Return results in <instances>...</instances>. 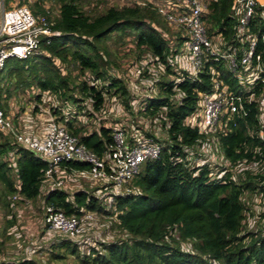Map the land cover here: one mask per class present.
<instances>
[{
  "label": "trees",
  "instance_id": "obj_1",
  "mask_svg": "<svg viewBox=\"0 0 264 264\" xmlns=\"http://www.w3.org/2000/svg\"><path fill=\"white\" fill-rule=\"evenodd\" d=\"M47 1L52 0H2L5 7L14 2L26 4L34 15L45 16L52 30L60 32L49 43L43 38L39 53L24 59H6L0 71V108L5 114L10 97L18 91L32 94L33 111L40 109L44 97L56 95L58 101H69L75 111L95 118L96 111L103 108L104 92L113 91V95L122 97L125 110L132 113L129 87L115 71L108 76L105 69L106 64L114 63L109 61L111 52L107 46L113 33L133 34L140 52L136 61L142 59L143 52H149L165 66L166 74L175 76L172 80H158L153 86L155 94L146 97L135 113L156 118L163 133L156 136L141 129L146 137L161 144V152L158 158L144 163L143 170L132 181V192L117 196L110 210L87 187L72 192L54 189L45 197L44 205L52 204L69 216H80L83 211L114 215L113 225L125 237L99 242L100 248L93 246L84 254L79 240L63 237L58 246L84 264H264V226L252 228L255 225L249 227L245 222L250 212L247 196L264 195V124L258 102H244L245 113H235L226 132L206 136L185 123L199 108V93L211 90L214 77L242 93L244 87L226 68L225 61L209 58L195 76L185 71L175 73L169 60L186 38L180 30L173 31L151 2L111 6L90 14L77 0H53L59 8L51 18ZM232 1L206 0L203 16L208 35L220 34L224 48L242 45L235 34L237 17L230 8ZM255 11L250 29L258 35L257 52H261L264 64V4ZM211 68L219 71L218 75ZM86 71L93 73V78H86ZM98 81L107 82L99 86ZM87 101L91 108L84 110ZM52 113H58L68 131L97 154L113 142L111 127L104 119L99 118L95 128L88 130L75 115L61 111L60 107L53 108ZM136 130L140 128L130 126L127 138L131 139ZM8 137L0 131V179L5 183L4 194L17 193L22 199L35 200L48 161L14 140H7ZM206 142L214 146L207 153L209 159H203L200 152ZM3 156L11 159L2 160ZM198 159L203 160L198 164ZM68 164L78 169L87 167L82 162ZM11 202L4 205L11 208ZM260 218H264V212ZM42 225L49 230L44 220ZM1 264L38 263L24 257L18 262Z\"/></svg>",
  "mask_w": 264,
  "mask_h": 264
},
{
  "label": "built area",
  "instance_id": "obj_2",
  "mask_svg": "<svg viewBox=\"0 0 264 264\" xmlns=\"http://www.w3.org/2000/svg\"><path fill=\"white\" fill-rule=\"evenodd\" d=\"M147 1L154 5L173 30L183 31L187 39L186 50L180 45L169 60L172 67L178 69L173 70L175 73L185 71L195 76L207 59H222L226 68L237 76L239 84L244 87L242 93H238L222 79L214 77L211 90L199 93V108L186 118L185 123L196 127L199 133L206 136L226 132L232 116L245 113L244 102L254 100L259 104L260 119L264 124V64L261 63V52H257L258 35L250 29L256 7L263 4H259L258 0L232 1L230 8L237 17L235 34L242 45H227L224 48L225 42L220 34L208 35L203 17L207 11L206 0ZM135 2L145 4L137 0ZM59 34V31L51 29L45 16L34 15L26 5H15L4 10L0 17V71L7 58L24 59L39 53L43 38L49 43L52 36ZM180 51H187V57L186 54L180 55ZM240 51L242 53L238 57ZM158 63L165 69L162 63ZM136 71L135 75H140L141 70L138 68ZM211 72L218 75L219 71L211 68ZM136 102V99H132L131 103L134 105ZM18 115L5 114L0 108V131L9 135L18 145L46 157L48 166L42 182L46 196L54 189L74 191L76 186L82 184L92 189L94 196L104 200L106 210L113 209L117 196L133 191L132 181L139 174V167L148 160L158 158L161 152V144L152 137H146L136 130L131 137L135 142L131 143L123 130L110 126L113 142L107 150L97 154L71 134L61 121L49 117L43 129L35 133L28 123L30 116L21 119ZM13 118L22 123H15ZM22 127L27 128V132ZM69 162L86 163L87 167L74 168ZM18 199L20 195L15 193L12 200ZM95 214L94 211H83L80 216H69L52 204H46L43 220L50 231L80 241L85 234L86 223Z\"/></svg>",
  "mask_w": 264,
  "mask_h": 264
},
{
  "label": "rangeland",
  "instance_id": "obj_3",
  "mask_svg": "<svg viewBox=\"0 0 264 264\" xmlns=\"http://www.w3.org/2000/svg\"><path fill=\"white\" fill-rule=\"evenodd\" d=\"M137 1L147 2V0ZM152 1L158 2V0ZM77 2L82 6L83 10L90 14H96L104 11L107 7L132 5L135 0H77ZM15 5H17L16 2L11 3V6L5 7L2 0H0V17L4 10H8ZM46 6L50 11L51 18L58 14L59 7L55 1H47ZM181 32L183 34V31ZM186 42L187 39L181 42V46L184 50H186ZM107 46L109 52H111L109 61L110 63L114 61V63L110 66L107 64L105 65V69L108 72L107 75L109 76L113 71H115L117 75L125 81L129 87L132 99H136L137 102L134 105L131 103L133 111L130 113V111L125 110L121 99L122 97L120 95H113V91H110V93L104 92V105L102 110L96 111L97 119H104V123L108 126L120 128L125 133L129 130L130 126H133L140 128V130L137 131L142 132V129L145 130V132L161 136L163 133L161 129L162 127L156 118L152 119L147 115L135 113H137V109L144 102L146 97L155 94L153 86L158 80H161L162 78L172 80L174 75L166 74L167 72H165L164 67H162L158 62H155L154 56L149 52H143L142 59L140 61H136L140 52L135 47L133 34L120 36L113 33L109 40H107ZM179 54L182 56L186 54L187 57L188 53L187 51H185V53L180 51ZM138 68L141 70L140 75H135ZM172 70L178 71L176 66H173ZM73 74H77V71H74ZM85 75L86 78H93V73L89 71H86ZM82 77L80 79H82ZM106 82L100 83V81H98L97 84H100L99 86H101ZM76 94L79 96V93ZM31 95L32 94L28 91H24V93L18 91L16 96L10 97L8 114L14 113L16 115L19 113L21 116H30V118H34V122L40 124L44 121H42V119H48V117H52L59 121V114H53L52 112L53 108L55 109V107H60L61 111H66L75 115L88 130H93L97 125L98 120L95 116L89 117L83 113V111H75L71 102L68 101V103H64L63 101H58L56 95L55 98L51 97L47 99L44 97L45 101L40 104V109L33 111L35 101L32 99ZM84 106V110H89L91 108V102L87 101ZM13 121L15 123H22L19 119L15 118H13ZM22 129L24 132H27V128L22 127ZM6 139L10 141L13 140L11 137ZM126 139L127 138L125 136V140ZM2 140H4V138H2ZM130 142L134 143L135 140L130 139ZM206 143L207 144H205V146H201L200 148V152L202 151V154L204 155L203 159H209V156L208 158L206 157L207 153L209 149L214 147L213 144H208V142ZM4 159L7 160L9 158H4L3 156L2 160ZM197 163H201V159H198ZM142 170L143 165L139 167V173ZM86 187L88 188V186ZM76 189L77 186L73 190L75 191ZM4 190L5 183L0 179V263L8 261L18 262L24 257H28L38 264H84L81 263L80 258H77L76 255H72L68 253L65 248L58 246L63 240V236L61 234L47 229L45 230V228L40 225L41 222H37V219L41 218L43 211L35 205L39 204L41 208L43 207V193L36 198L37 202L33 201L27 204L25 203L22 207L23 211L19 216V221H21L20 225L22 226L20 229L18 225L11 227V222L7 220L10 213L7 212L8 206L4 204L10 203L12 195L5 196ZM21 199L22 198L20 197V200L15 202L17 206H22L25 202L21 201ZM247 199L249 200L250 212H247L249 215H247L248 217L245 219V222H248L249 227L255 225L252 228H255L258 224H262L264 226V218H260V214L264 212V195H249L247 196ZM33 215L36 216L35 219H33ZM114 220V215L106 216L96 213L94 218L86 223L85 234L82 236L81 241H78L81 244L83 254L88 253L93 246L99 247V242L112 241L118 237H125V234L113 225ZM27 249L28 251L26 252ZM30 250L33 251L30 253ZM82 253L80 252V254Z\"/></svg>",
  "mask_w": 264,
  "mask_h": 264
},
{
  "label": "crops",
  "instance_id": "obj_4",
  "mask_svg": "<svg viewBox=\"0 0 264 264\" xmlns=\"http://www.w3.org/2000/svg\"><path fill=\"white\" fill-rule=\"evenodd\" d=\"M258 2H259V4H264V0H258ZM16 113H18V112H16ZM36 115V114H35ZM20 116V118L21 119H24V115H19ZM34 118H32L31 117V121H29L28 123H29V125L31 126V130H34L35 131V133L37 132V130H42L43 129V126H44V124H45V122H47V120L49 119V117H48V119L47 118H44V119H42V121L43 122H41L40 124H37V122H34V120H33ZM12 176H13V178H14V174H12ZM84 188H86V186H84V185H78L77 186V189H84ZM89 188V187H88ZM68 192H72V191H68ZM41 193H43V195H44V198H43V203H45V197H46V195L44 194V184H42V188H41V191H40V194ZM39 194V195H40ZM13 197V196H12ZM12 197H11V199H12ZM37 199H35V200H27V199H21V201H25L24 203H23V205L22 206H17V204L15 203L16 201H13L12 200V202H11V208H9L8 207V211L7 212H9L10 213V216H9V218L8 217H6V218H8V221L10 220L11 221V223L10 224H12L11 225V227H14V225H18L19 226V228L21 229L22 228V226L20 225L21 224V221H19V216L22 214V211H23V206L25 205V203L27 204V203H29V202H33V201H35V202H37L36 201ZM38 205V206H37ZM37 208H39L40 210H42L43 211V207L41 208L40 206H39V204H36L35 205ZM43 206H44V204H43ZM36 218V216H34L33 215V219H35ZM37 222H41L40 223V225L41 226H43L42 225V222H43V213H42V216H41V218H38L37 219ZM1 241V240H0ZM28 251V249L26 250V252ZM33 250H30V253L32 252ZM26 258V257H25ZM28 258V257H27ZM12 262H15V261H12ZM2 263V262H1ZM0 263V264H1Z\"/></svg>",
  "mask_w": 264,
  "mask_h": 264
}]
</instances>
